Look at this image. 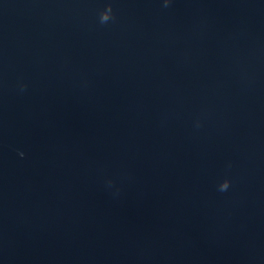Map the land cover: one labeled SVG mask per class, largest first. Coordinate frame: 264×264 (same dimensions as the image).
<instances>
[{"label": "water", "instance_id": "1", "mask_svg": "<svg viewBox=\"0 0 264 264\" xmlns=\"http://www.w3.org/2000/svg\"><path fill=\"white\" fill-rule=\"evenodd\" d=\"M0 264H264V0H0Z\"/></svg>", "mask_w": 264, "mask_h": 264}, {"label": "clouds", "instance_id": "2", "mask_svg": "<svg viewBox=\"0 0 264 264\" xmlns=\"http://www.w3.org/2000/svg\"><path fill=\"white\" fill-rule=\"evenodd\" d=\"M111 19H112V17H111ZM100 20H101V23H106V22L109 21V17L108 16H103V17L100 18ZM21 155H23V154H21ZM228 187H229V183H225V185L220 190L221 191H225V190L228 189Z\"/></svg>", "mask_w": 264, "mask_h": 264}]
</instances>
